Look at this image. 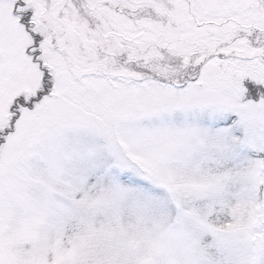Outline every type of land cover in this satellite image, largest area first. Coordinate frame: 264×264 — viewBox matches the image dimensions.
<instances>
[{
  "label": "snow or ice",
  "instance_id": "1",
  "mask_svg": "<svg viewBox=\"0 0 264 264\" xmlns=\"http://www.w3.org/2000/svg\"><path fill=\"white\" fill-rule=\"evenodd\" d=\"M0 264H264V0H0Z\"/></svg>",
  "mask_w": 264,
  "mask_h": 264
}]
</instances>
